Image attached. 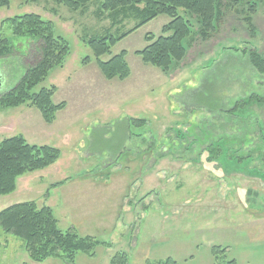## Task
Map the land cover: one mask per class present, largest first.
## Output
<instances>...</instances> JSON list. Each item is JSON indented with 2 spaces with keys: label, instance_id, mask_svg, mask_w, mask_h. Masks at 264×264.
Listing matches in <instances>:
<instances>
[{
  "label": "rangeland",
  "instance_id": "obj_1",
  "mask_svg": "<svg viewBox=\"0 0 264 264\" xmlns=\"http://www.w3.org/2000/svg\"><path fill=\"white\" fill-rule=\"evenodd\" d=\"M253 2L250 38L242 18ZM98 5L78 13L46 0H13L0 10V22L27 13L52 22L55 35L69 46L63 66L33 89L55 87L52 103L65 104L52 124L28 105L0 110V142L20 135L30 145L60 152L53 165L17 179L16 190L0 196V211L34 202L52 210L61 231L72 229L109 245H98L93 256L78 253L72 264H110L116 252H125L128 264H144L194 238L201 240L199 252L210 240L230 245L233 256L244 243H259L253 257L264 262V227L257 223L264 219V104L246 99L264 96V77L233 82L234 65L224 55L247 45L264 58V0H221L222 17L206 41L199 37L197 19L179 10L192 24V35L183 43V60L167 72L136 54L147 45L145 36L159 37L170 21L156 17L99 59L106 62L124 51L130 75L123 81L105 79L81 41L108 32L109 21L94 16ZM133 24L126 22L118 35ZM0 36L12 38L7 24ZM14 43L21 50L0 68V95L39 59L35 46L29 44L26 52V42ZM236 105L234 114L225 112ZM128 118L145 124L128 127ZM0 264L71 263L32 262L22 241L0 229Z\"/></svg>",
  "mask_w": 264,
  "mask_h": 264
},
{
  "label": "trees",
  "instance_id": "obj_2",
  "mask_svg": "<svg viewBox=\"0 0 264 264\" xmlns=\"http://www.w3.org/2000/svg\"><path fill=\"white\" fill-rule=\"evenodd\" d=\"M13 0H0V10L8 8ZM24 3L33 0H19ZM58 6H64L71 12L82 13L91 3H98L94 16L97 20H108L107 33L102 35L81 38L96 58L97 66L107 80L114 78L123 81L130 75L125 61L124 51L112 56L108 61L99 59L110 53L111 48L120 40L144 26L160 15L167 16L170 21L162 27L161 35L154 38L145 36L147 45L136 54L146 65H151L167 72L173 63H180L186 55L184 41L192 35V24L178 14L183 10L185 15L197 19L198 34L201 40L206 41L216 31V25L222 17L221 0H46ZM256 3H250L244 13L243 21L250 38L255 37L252 14L256 11ZM55 12L52 11L54 15ZM128 21L134 22L132 28L121 31ZM7 24L12 38L0 36V68L18 52L16 39L36 47L39 52L37 62L25 68L17 82L5 93L0 95V110L17 108L28 105L36 108L46 124H52L56 113L64 109L65 104H53L52 96L55 87L41 88L37 92L33 89L42 82L55 67H62L69 54L68 43L54 33L52 22L43 20L40 16L27 13L4 19L0 22ZM114 31L115 35L109 34ZM250 43V42H249ZM233 70L236 72L233 82L242 76L251 80L253 74L264 77V58L257 49L244 46L243 49L229 48ZM233 50V51H232ZM24 51V52H25ZM22 52L21 54H24ZM225 56V57H226ZM233 71V72H234ZM0 74L1 70H0ZM228 77V75H227ZM247 101H258L264 104V96L252 94ZM242 104V103H241ZM238 105L225 110L228 115L237 112ZM222 111H224L222 109ZM145 124L142 119L128 118L127 125L139 127ZM60 152L49 146L28 144L22 136H14L0 142V196H7L16 190V181L27 173L44 170L58 161ZM63 184L56 183L52 187ZM48 196V192L45 195ZM0 229L23 243V247L30 261L42 263L49 258L60 259L73 263L75 255L85 253L94 255L98 245L109 247L106 243H99L92 237H80L72 229L61 231L52 210L49 207H38L34 202H25L12 205L0 211ZM227 249L214 246L211 255L214 264H236L234 260L226 259ZM110 264H128L125 252H116L110 259ZM144 264H178L171 258L159 260H145Z\"/></svg>",
  "mask_w": 264,
  "mask_h": 264
},
{
  "label": "crops",
  "instance_id": "obj_3",
  "mask_svg": "<svg viewBox=\"0 0 264 264\" xmlns=\"http://www.w3.org/2000/svg\"><path fill=\"white\" fill-rule=\"evenodd\" d=\"M257 223L262 224V229L264 227V219L258 220ZM248 241V240H247ZM254 241V240H253ZM206 243L204 250L199 252L200 247L202 246L201 240L191 239L188 241L179 242L178 245L175 244L169 248L167 252L161 250L160 255H155L152 260H159L165 258H171L175 260L178 264H214L211 249L214 246H221L227 249L226 255L229 256L228 260H234L236 264H239L238 258H242V264H263L264 262L254 259L253 252L257 250L259 252V248L261 245L253 244L252 241H248L241 245L242 249L237 251V254L230 255L231 246L228 244H213L214 242H210V240L204 242ZM199 254V259L195 257ZM158 257V258H156Z\"/></svg>",
  "mask_w": 264,
  "mask_h": 264
},
{
  "label": "water",
  "instance_id": "obj_4",
  "mask_svg": "<svg viewBox=\"0 0 264 264\" xmlns=\"http://www.w3.org/2000/svg\"><path fill=\"white\" fill-rule=\"evenodd\" d=\"M1 83H2V78H1V75H0V86H1Z\"/></svg>",
  "mask_w": 264,
  "mask_h": 264
},
{
  "label": "flooded vegetation",
  "instance_id": "obj_5",
  "mask_svg": "<svg viewBox=\"0 0 264 264\" xmlns=\"http://www.w3.org/2000/svg\"><path fill=\"white\" fill-rule=\"evenodd\" d=\"M1 75V74H0ZM1 78H3V76L1 75Z\"/></svg>",
  "mask_w": 264,
  "mask_h": 264
}]
</instances>
